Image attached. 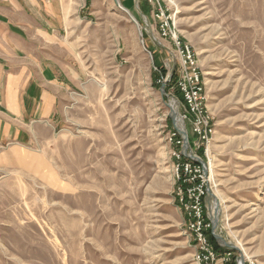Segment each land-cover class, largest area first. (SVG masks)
I'll list each match as a JSON object with an SVG mask.
<instances>
[{
    "label": "rangeland",
    "instance_id": "374dc122",
    "mask_svg": "<svg viewBox=\"0 0 264 264\" xmlns=\"http://www.w3.org/2000/svg\"><path fill=\"white\" fill-rule=\"evenodd\" d=\"M65 2L68 25L42 40L55 112L0 146V264H199L172 194L175 37L215 123L214 234L264 264V0Z\"/></svg>",
    "mask_w": 264,
    "mask_h": 264
},
{
    "label": "crops",
    "instance_id": "0c3cea01",
    "mask_svg": "<svg viewBox=\"0 0 264 264\" xmlns=\"http://www.w3.org/2000/svg\"><path fill=\"white\" fill-rule=\"evenodd\" d=\"M66 7L65 0H0V146H23L55 112L59 64L43 57L42 40L61 36Z\"/></svg>",
    "mask_w": 264,
    "mask_h": 264
},
{
    "label": "built area",
    "instance_id": "2783aa9c",
    "mask_svg": "<svg viewBox=\"0 0 264 264\" xmlns=\"http://www.w3.org/2000/svg\"><path fill=\"white\" fill-rule=\"evenodd\" d=\"M160 26L162 36H168L169 26ZM174 41L178 63L173 70L176 76L173 83L174 89L181 96L179 107L182 108L181 120L186 138L175 128L167 138L170 145L173 198L182 214L184 228L196 247L194 260L199 264H239L231 248L218 243L222 247L218 251L211 239V236L214 237L212 210L208 206L207 196L214 179L210 144L215 133V123L208 108L203 73L195 52L177 37Z\"/></svg>",
    "mask_w": 264,
    "mask_h": 264
},
{
    "label": "water",
    "instance_id": "95a60500",
    "mask_svg": "<svg viewBox=\"0 0 264 264\" xmlns=\"http://www.w3.org/2000/svg\"><path fill=\"white\" fill-rule=\"evenodd\" d=\"M163 88V87H162ZM162 92H163V90H162ZM171 100H173V101H175L177 104L179 103L178 102V100L177 99H175V98H171ZM172 114V113H171ZM171 118H172V123H173V127L184 137V138H186V132H185V129H184V127H182V129L181 128H179V124L176 122V120H175V118H174V116H173V114L171 115ZM182 123V122H181ZM211 191H209L208 192V196H207V203H208V206L210 207V209H211V205H210V195H211ZM211 220H212V224H213V236H214V239L216 240V242L217 243H220L222 246H225L226 248H231V249H235V246L232 244V243H230V242H225V241H223L222 239H220L217 235H215L214 234V225H215V223H214V221H213V218H212V216H211ZM239 264H244L243 263V261H241L240 260V262H239Z\"/></svg>",
    "mask_w": 264,
    "mask_h": 264
},
{
    "label": "bare ground",
    "instance_id": "6f19581e",
    "mask_svg": "<svg viewBox=\"0 0 264 264\" xmlns=\"http://www.w3.org/2000/svg\"><path fill=\"white\" fill-rule=\"evenodd\" d=\"M171 101H173V100H171ZM173 102H175V101H173ZM178 104L175 102V106H171L170 105V108L172 109V112H174V113H172L173 114V116H174V118H175V120H176V122L180 125L179 126V128H181L182 129V127H183V124L181 123L182 121H181V118H179V114L176 112V106H177ZM178 120V121H177ZM214 194H215V192H214ZM213 193H211V195H210V205H211V216H212V218H213V221H214V223H215V225H216V222H215V220L217 221V216H218V213H219V209H220V207H221V201H220V203L218 202V201H216V199H215V195H214Z\"/></svg>",
    "mask_w": 264,
    "mask_h": 264
},
{
    "label": "trees",
    "instance_id": "16d2710c",
    "mask_svg": "<svg viewBox=\"0 0 264 264\" xmlns=\"http://www.w3.org/2000/svg\"><path fill=\"white\" fill-rule=\"evenodd\" d=\"M146 2H147V0H146ZM175 78H176L175 73H173V75H172V80H175ZM176 91H177L178 94H180V93L178 92V90H176ZM209 234H210V232H209ZM210 235H211V234H210ZM211 239H212V241H213L214 248H215L216 250H218V251H221V250H222V247L218 245V243L216 242V240L214 239V237L211 236Z\"/></svg>",
    "mask_w": 264,
    "mask_h": 264
}]
</instances>
